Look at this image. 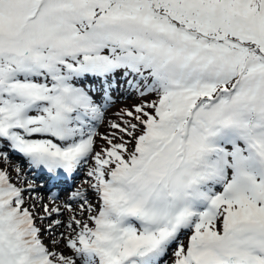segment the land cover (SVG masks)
<instances>
[{
	"label": "snow or ice",
	"instance_id": "snow-or-ice-1",
	"mask_svg": "<svg viewBox=\"0 0 264 264\" xmlns=\"http://www.w3.org/2000/svg\"><path fill=\"white\" fill-rule=\"evenodd\" d=\"M169 258L264 264V0H0V264Z\"/></svg>",
	"mask_w": 264,
	"mask_h": 264
},
{
	"label": "rangeland",
	"instance_id": "rangeland-1",
	"mask_svg": "<svg viewBox=\"0 0 264 264\" xmlns=\"http://www.w3.org/2000/svg\"><path fill=\"white\" fill-rule=\"evenodd\" d=\"M122 83V82H121ZM113 98L115 103L108 109L107 112V118L104 124H102L99 127L100 133H105L108 131V124L113 121L117 120L118 117L115 115L120 109L122 108H130L133 105L140 103V98L137 96L136 93H129L125 89H117L115 92H113ZM156 97L154 95L145 97V99H155ZM98 145H102L104 142L102 140L97 141ZM18 160V157L13 156V163H15ZM22 162V161H21ZM15 175V173H13ZM36 182L38 185H43V187L38 188L37 191L41 196H44L45 202H47V197L51 194L49 192V189L45 190V181L42 180L40 177H35ZM86 179V176L83 171H81L77 177L74 179L73 183L69 186L68 190L60 191L59 197L60 199L57 201V203L65 202L68 200L69 193L73 190H75L78 187H81L82 185L84 187H87L86 184H83L84 180ZM52 190V189H51ZM53 192V190H52ZM55 218V217H54ZM63 219H67V213L62 217ZM47 223V221H45ZM182 239L185 244H187V235L182 236ZM45 240L47 242V237H45ZM168 264H171V258H169Z\"/></svg>",
	"mask_w": 264,
	"mask_h": 264
},
{
	"label": "bare ground",
	"instance_id": "bare-ground-1",
	"mask_svg": "<svg viewBox=\"0 0 264 264\" xmlns=\"http://www.w3.org/2000/svg\"><path fill=\"white\" fill-rule=\"evenodd\" d=\"M64 188H65V187H56L57 190H62V189H64ZM44 189L47 190V189H49V187H48V186H45Z\"/></svg>",
	"mask_w": 264,
	"mask_h": 264
}]
</instances>
